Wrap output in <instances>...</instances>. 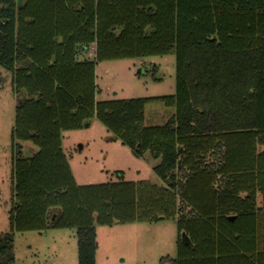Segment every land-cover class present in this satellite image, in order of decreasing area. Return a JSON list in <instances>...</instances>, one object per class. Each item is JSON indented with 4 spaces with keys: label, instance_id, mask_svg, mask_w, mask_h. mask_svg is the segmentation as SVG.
<instances>
[{
    "label": "trees",
    "instance_id": "16d2710c",
    "mask_svg": "<svg viewBox=\"0 0 264 264\" xmlns=\"http://www.w3.org/2000/svg\"><path fill=\"white\" fill-rule=\"evenodd\" d=\"M16 2L0 0V66L17 95L11 144L36 150L12 160V231L74 228L77 264H95L96 225L175 218L171 264H264V0ZM93 43L98 61L173 51L175 93L96 101L94 61L77 59ZM154 100L175 113L143 126ZM94 116L160 159L163 186L75 182L61 135Z\"/></svg>",
    "mask_w": 264,
    "mask_h": 264
},
{
    "label": "rangeland",
    "instance_id": "374dc122",
    "mask_svg": "<svg viewBox=\"0 0 264 264\" xmlns=\"http://www.w3.org/2000/svg\"><path fill=\"white\" fill-rule=\"evenodd\" d=\"M77 59L94 61L95 100H123L169 96L175 93V54L96 60L95 44L80 46ZM23 63H17L16 67ZM12 73L0 66V237L10 233L9 253L0 264H77L74 228L18 232L10 226L12 160L25 158L36 147L29 141L11 144L17 95ZM175 113L174 105L159 100L144 107L143 126H161ZM94 116L86 125L66 130L61 149L78 185L146 180L159 184L152 167L158 162L150 153L135 155ZM81 146V148L79 147ZM264 150V146L260 147ZM260 197H258V201ZM95 264H171L176 258V219L114 222L96 225Z\"/></svg>",
    "mask_w": 264,
    "mask_h": 264
},
{
    "label": "water",
    "instance_id": "95a60500",
    "mask_svg": "<svg viewBox=\"0 0 264 264\" xmlns=\"http://www.w3.org/2000/svg\"><path fill=\"white\" fill-rule=\"evenodd\" d=\"M21 2H22V0H17L16 5L19 6L21 4ZM79 147L81 148V146H79ZM177 151L178 152L180 151V147H178ZM177 165H179V161L177 162ZM181 239H182V241H186V242L188 241V237L183 232L181 233Z\"/></svg>",
    "mask_w": 264,
    "mask_h": 264
},
{
    "label": "crops",
    "instance_id": "0c3cea01",
    "mask_svg": "<svg viewBox=\"0 0 264 264\" xmlns=\"http://www.w3.org/2000/svg\"><path fill=\"white\" fill-rule=\"evenodd\" d=\"M111 136V135H110ZM148 151H146V152H144L143 154H146ZM149 153V152H148ZM158 159V162L156 163V164H158L159 163V158H157ZM153 168V167H152ZM159 178V177H158ZM153 184H155V183H153ZM155 185H157V186H163V183H162V181L160 180V183L159 184H155ZM130 223H135V222H130ZM100 226H108V225H100ZM97 227V226H96ZM96 231H97V228H96ZM97 236V235H96ZM97 248H98V242H97ZM97 250V249H96Z\"/></svg>",
    "mask_w": 264,
    "mask_h": 264
}]
</instances>
